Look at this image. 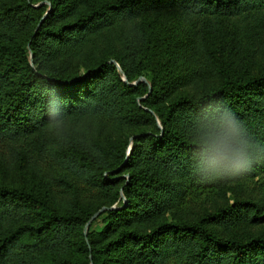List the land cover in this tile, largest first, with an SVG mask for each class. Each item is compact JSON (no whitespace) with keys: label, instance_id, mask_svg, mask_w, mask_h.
<instances>
[{"label":"trees","instance_id":"trees-1","mask_svg":"<svg viewBox=\"0 0 264 264\" xmlns=\"http://www.w3.org/2000/svg\"><path fill=\"white\" fill-rule=\"evenodd\" d=\"M209 97L264 147V0H0V264H264V155L193 172Z\"/></svg>","mask_w":264,"mask_h":264},{"label":"clouds","instance_id":"clouds-1","mask_svg":"<svg viewBox=\"0 0 264 264\" xmlns=\"http://www.w3.org/2000/svg\"><path fill=\"white\" fill-rule=\"evenodd\" d=\"M201 114L209 109L222 113L220 126L205 132L198 142L193 141L206 160L193 168V172L202 180H220L238 176L251 170L253 163L264 155V147L253 140L244 123L227 106L211 99H202ZM196 153L194 154V156Z\"/></svg>","mask_w":264,"mask_h":264},{"label":"rangeland","instance_id":"rangeland-1","mask_svg":"<svg viewBox=\"0 0 264 264\" xmlns=\"http://www.w3.org/2000/svg\"><path fill=\"white\" fill-rule=\"evenodd\" d=\"M140 80H145V81H147V79H146L144 76L139 77V78L137 79L136 82H138V81H140ZM147 82H148V81H147ZM228 194H229V196L231 195L230 191L228 192ZM105 208H106V207H103L100 211L104 210ZM100 211L97 212V213L92 217V219H91V220L89 221V223L87 224V228L90 226L92 220H93L95 217L98 216V214L100 213ZM102 225H103V224H102V221H101V220H98V221L95 223V225H94L93 227H94V228H100Z\"/></svg>","mask_w":264,"mask_h":264}]
</instances>
